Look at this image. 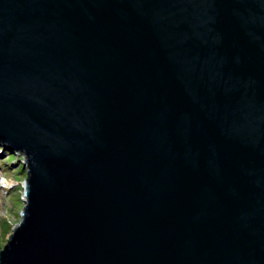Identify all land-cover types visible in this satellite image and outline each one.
<instances>
[{"label":"water","instance_id":"1","mask_svg":"<svg viewBox=\"0 0 264 264\" xmlns=\"http://www.w3.org/2000/svg\"><path fill=\"white\" fill-rule=\"evenodd\" d=\"M0 146V264H264V0H0Z\"/></svg>","mask_w":264,"mask_h":264},{"label":"rangeland","instance_id":"2","mask_svg":"<svg viewBox=\"0 0 264 264\" xmlns=\"http://www.w3.org/2000/svg\"><path fill=\"white\" fill-rule=\"evenodd\" d=\"M25 154L0 146V249L6 244L12 228L19 222L23 208Z\"/></svg>","mask_w":264,"mask_h":264}]
</instances>
